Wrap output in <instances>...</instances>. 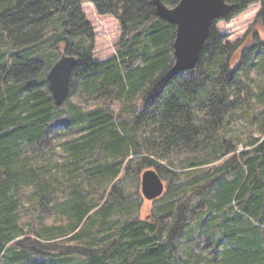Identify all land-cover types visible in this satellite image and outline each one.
Segmentation results:
<instances>
[{
    "label": "trees",
    "instance_id": "trees-1",
    "mask_svg": "<svg viewBox=\"0 0 264 264\" xmlns=\"http://www.w3.org/2000/svg\"><path fill=\"white\" fill-rule=\"evenodd\" d=\"M226 1L237 7L214 23L197 67L171 75L176 26L153 0H0L1 264H264V138L238 152L223 136L240 111L264 134V0ZM86 3L119 22L106 60ZM258 3L250 44L216 30ZM64 54L78 64L57 107L47 73ZM160 160L179 178L204 172L193 195H212L191 232L190 194L175 190L143 219L120 188L160 174Z\"/></svg>",
    "mask_w": 264,
    "mask_h": 264
},
{
    "label": "rangeland",
    "instance_id": "rangeland-1",
    "mask_svg": "<svg viewBox=\"0 0 264 264\" xmlns=\"http://www.w3.org/2000/svg\"><path fill=\"white\" fill-rule=\"evenodd\" d=\"M260 7L261 3L255 4L239 15H234L228 20L219 21L216 24V30L220 34L226 35L230 42H236L238 40L246 39L245 42L250 44L252 42V37L257 32L260 33L259 27H255V21ZM84 12L95 27V57L97 60H106L116 52V44L121 37V28L119 22L112 16H100L96 12L94 5L91 3H86L84 5ZM236 58L238 61L239 55L236 56ZM258 79L259 75L255 73L254 80L256 81ZM254 88L256 91V87ZM71 99L77 101V97L75 96H73ZM223 136L225 139L230 140L234 145L238 147V152L249 150L251 148L249 146L250 141H252L253 139L264 138V134L261 132V129L258 126V122L256 120H252L250 114H246L242 111L236 113L230 119V122L227 124L223 132ZM58 141L59 139L56 140V142ZM223 162L220 161L219 165ZM160 163L165 165L167 168L160 173L165 181V193L168 192V195H166V197H161L155 201H148L143 197L142 175L145 171L142 172L141 175L135 180L129 178L124 180L120 184V188L124 189V195H126V197L132 195L134 202H136L137 205L138 203L141 204L139 214L135 212L134 216L136 217L139 215V217L143 219H147L153 214H159L160 209L174 198L173 196L176 192L175 190L181 189V196L190 194L192 198L189 208L190 212L188 215L189 225L186 230L191 232L196 227V224L202 219L203 210L209 208L206 199H209L212 195H209L208 193H204L200 196H198L197 194L193 195L194 190L197 188V186L204 183V172H202V170H198L199 172L198 174H196V176H199L198 178H195L196 176H181L179 178L173 176V168L169 165L168 160H160ZM152 169L157 170L156 168ZM26 206L28 207V209H26L21 215L20 223L21 225H24L26 229H28L37 212L31 206L30 202L27 201ZM193 213H195V215H193ZM55 221L56 220L54 218H48L46 222L52 224ZM200 244L201 242L199 239L194 245L197 250L201 247ZM184 245L186 247V242H184ZM1 263L2 260L0 261V264Z\"/></svg>",
    "mask_w": 264,
    "mask_h": 264
},
{
    "label": "water",
    "instance_id": "water-1",
    "mask_svg": "<svg viewBox=\"0 0 264 264\" xmlns=\"http://www.w3.org/2000/svg\"><path fill=\"white\" fill-rule=\"evenodd\" d=\"M156 15L176 26L174 41L175 62L171 75L194 70L208 41L214 23L231 15L236 4L226 0H180L170 8L162 0H153ZM78 58L62 55L47 73L50 92L57 107L70 98L71 81ZM166 185L157 170H146L142 175V194L148 201L163 196Z\"/></svg>",
    "mask_w": 264,
    "mask_h": 264
}]
</instances>
